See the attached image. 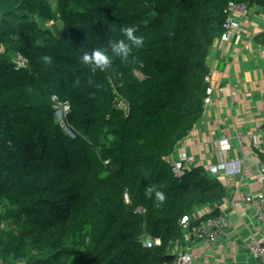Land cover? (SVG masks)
<instances>
[{"label":"trees","instance_id":"16d2710c","mask_svg":"<svg viewBox=\"0 0 264 264\" xmlns=\"http://www.w3.org/2000/svg\"><path fill=\"white\" fill-rule=\"evenodd\" d=\"M230 3L264 7V0H0L3 264L175 263L181 218L225 197L222 181L202 167L176 177L169 157L203 113L206 61ZM133 24L144 43L127 63L112 57L100 70L82 62L83 52L122 39L120 28ZM65 102L61 123L55 107ZM150 184L165 193L159 206L144 195ZM148 237L159 245L143 247Z\"/></svg>","mask_w":264,"mask_h":264},{"label":"crops","instance_id":"0c3cea01","mask_svg":"<svg viewBox=\"0 0 264 264\" xmlns=\"http://www.w3.org/2000/svg\"><path fill=\"white\" fill-rule=\"evenodd\" d=\"M235 23L229 40L215 42L208 53L211 103L169 158L191 155L199 166L217 164L219 142L226 140L225 162L238 160L250 175H218L225 197L204 210H217L230 224L218 240L221 247L211 252L206 243L182 240L183 252L195 257L191 264H255L243 246L247 230L256 225L252 212L242 204L235 211L232 203L257 192L264 169V7L244 6Z\"/></svg>","mask_w":264,"mask_h":264},{"label":"built area","instance_id":"2783aa9c","mask_svg":"<svg viewBox=\"0 0 264 264\" xmlns=\"http://www.w3.org/2000/svg\"><path fill=\"white\" fill-rule=\"evenodd\" d=\"M244 9V5H238L230 3L225 10L226 19L222 26V31L215 42H226L232 35L233 28L235 27V18L238 12ZM214 42V43H215ZM16 65L19 68L26 66V60L18 56L15 59ZM205 82L207 83V88L205 90L204 97V107L211 103V97L213 93V88L210 85L209 75L205 77ZM59 111L58 121L63 123V117L67 113L69 106L65 102L61 105L55 107ZM220 154L219 162L217 164L207 163L199 166L196 162L194 156L186 155L184 157H177L176 159H170V166L173 174L176 177H182L187 171L195 167H202L205 172L210 177L217 178L219 174L223 173L226 176H248L250 171L242 167L238 160H230L225 162V151L228 149L229 145L226 140H220ZM258 190L256 193H248L242 196L239 202L233 201V210L236 211V207L242 204L249 211H251V216L254 218L255 227L248 229V236L243 242V246L249 251V253L254 257L255 264H264V169L261 170L258 176ZM123 202L127 205L130 204V199L128 193L125 191L123 194ZM137 213H144L142 208L136 209ZM210 214L209 211L206 212L204 208L195 209L191 216H183L180 220V227L182 229L185 241H196L206 243L208 245L209 251L216 250L221 247L218 245V240L223 234L224 230L229 227L228 219L223 215H217L215 217H209L200 221L196 225H191L193 221L200 219L203 215ZM261 231V232H259ZM158 239H153L148 237L142 241V245L145 248H152L159 245ZM172 252L176 255V261L174 264H191L195 257L192 254L183 252L181 242L176 241L172 245ZM0 264H3L0 260Z\"/></svg>","mask_w":264,"mask_h":264},{"label":"clouds","instance_id":"9594fccd","mask_svg":"<svg viewBox=\"0 0 264 264\" xmlns=\"http://www.w3.org/2000/svg\"><path fill=\"white\" fill-rule=\"evenodd\" d=\"M139 31L137 25H126L120 28L123 35L122 39L110 41L108 46L97 47L91 52H83L80 59L86 65H92L100 70L108 69L112 64V57H119L123 62L127 63L133 46L140 47L144 40L142 36L136 35ZM44 60L50 62L49 57ZM144 195L148 199H154L157 206L165 201V193L158 189L154 184L146 186Z\"/></svg>","mask_w":264,"mask_h":264},{"label":"rangeland","instance_id":"374dc122","mask_svg":"<svg viewBox=\"0 0 264 264\" xmlns=\"http://www.w3.org/2000/svg\"><path fill=\"white\" fill-rule=\"evenodd\" d=\"M56 116L58 117L59 116V111L56 109Z\"/></svg>","mask_w":264,"mask_h":264}]
</instances>
